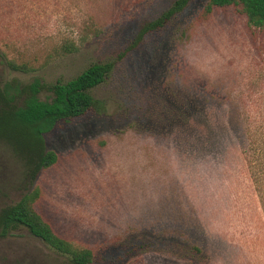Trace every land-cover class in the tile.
Returning <instances> with one entry per match:
<instances>
[{
	"label": "rangeland",
	"instance_id": "rangeland-1",
	"mask_svg": "<svg viewBox=\"0 0 264 264\" xmlns=\"http://www.w3.org/2000/svg\"><path fill=\"white\" fill-rule=\"evenodd\" d=\"M175 1L0 0V83L114 62L101 111L46 133L59 159L35 181L0 141V209L39 184L37 208L91 264H264V28L190 0L142 34ZM0 264L74 263L19 227Z\"/></svg>",
	"mask_w": 264,
	"mask_h": 264
},
{
	"label": "trees",
	"instance_id": "trees-1",
	"mask_svg": "<svg viewBox=\"0 0 264 264\" xmlns=\"http://www.w3.org/2000/svg\"><path fill=\"white\" fill-rule=\"evenodd\" d=\"M190 0H176L164 15L146 24L142 34L161 27L167 18L182 11ZM233 6L247 18L251 26L264 28V0H209L206 10ZM72 52L76 48L66 46ZM8 65L21 72L35 68L25 63L8 60ZM114 67L113 61L94 62L69 80L46 83L39 77L30 82L17 79L0 83V141L5 142L24 161L26 175L31 182L40 173L54 166L58 153L48 149L45 135L60 121L101 111L103 103L95 98L92 90L103 83ZM50 95L42 98V91ZM41 197L39 184L24 193L19 201L0 209V235L7 236L19 227H26L37 238L55 251L68 255L74 264H91L95 251L76 244L61 235L37 208Z\"/></svg>",
	"mask_w": 264,
	"mask_h": 264
}]
</instances>
